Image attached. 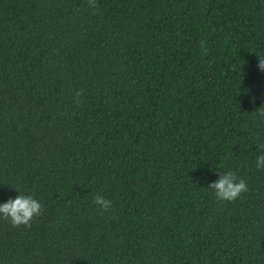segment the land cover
<instances>
[{
    "label": "trees",
    "instance_id": "obj_1",
    "mask_svg": "<svg viewBox=\"0 0 264 264\" xmlns=\"http://www.w3.org/2000/svg\"><path fill=\"white\" fill-rule=\"evenodd\" d=\"M259 59L264 0H0V264H264Z\"/></svg>",
    "mask_w": 264,
    "mask_h": 264
},
{
    "label": "clouds",
    "instance_id": "obj_2",
    "mask_svg": "<svg viewBox=\"0 0 264 264\" xmlns=\"http://www.w3.org/2000/svg\"><path fill=\"white\" fill-rule=\"evenodd\" d=\"M258 67L264 70V59H259ZM264 115V110L261 111ZM261 152L256 156L255 163L258 169L264 168V145L259 146ZM208 188L211 189L215 197L221 201H233L243 192L247 191L246 182L238 178L231 170L219 171L217 178L210 182ZM15 197H9L6 201L0 202V218H5L13 226H29L35 216H39L43 211L40 201L29 194H21L19 189ZM94 203L101 211H107L112 207V201L102 196L94 197Z\"/></svg>",
    "mask_w": 264,
    "mask_h": 264
}]
</instances>
